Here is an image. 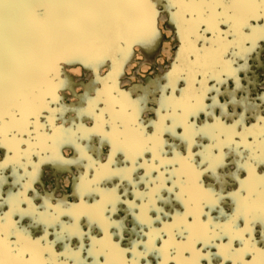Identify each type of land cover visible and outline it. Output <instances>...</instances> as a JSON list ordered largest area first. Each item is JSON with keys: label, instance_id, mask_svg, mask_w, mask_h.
I'll list each match as a JSON object with an SVG mask.
<instances>
[{"label": "snow or ice", "instance_id": "6c2138e0", "mask_svg": "<svg viewBox=\"0 0 264 264\" xmlns=\"http://www.w3.org/2000/svg\"><path fill=\"white\" fill-rule=\"evenodd\" d=\"M164 11L173 60L133 96L124 68L159 37L158 0H0V264H264V91L241 80L264 0ZM74 62L95 75L69 107ZM49 164L77 169L71 199L36 190Z\"/></svg>", "mask_w": 264, "mask_h": 264}, {"label": "rangeland", "instance_id": "374dc122", "mask_svg": "<svg viewBox=\"0 0 264 264\" xmlns=\"http://www.w3.org/2000/svg\"><path fill=\"white\" fill-rule=\"evenodd\" d=\"M160 4V18L158 23V30L161 36V47L153 53L150 60L144 62L142 55L137 53L133 60H131V68L128 70V64L124 68V76L121 80V87L124 90H131L133 96L138 95L139 88L151 84L155 80H159L164 73L169 70V65L171 64L174 56V52L177 47V39L175 37V31L168 28V16L164 11V0L158 1ZM155 41L151 44V47L155 48ZM144 62V63H143ZM251 68L248 73H241V80L245 87L248 86V81L253 82L252 87L255 92L264 91V47L255 53L250 61ZM108 69H105V75ZM77 78L83 81L85 84L89 82V77L85 72H79ZM78 95H82L83 88L80 86L77 88ZM75 102V98H66V101ZM148 115L145 116V119ZM65 158H68L74 153L71 151L69 153L63 154ZM77 171L76 168H71V172L67 174H60L57 172H52L50 170H43L40 178V182L36 186V190L41 193V195L54 194L55 198L61 196H67L71 199L72 192V178L73 173Z\"/></svg>", "mask_w": 264, "mask_h": 264}, {"label": "bare ground", "instance_id": "6f19581e", "mask_svg": "<svg viewBox=\"0 0 264 264\" xmlns=\"http://www.w3.org/2000/svg\"><path fill=\"white\" fill-rule=\"evenodd\" d=\"M160 1V0H158ZM161 19V22L163 21L162 18ZM168 28L174 30V25H172L170 22L168 23ZM161 36L159 34V37L155 40V48L151 47V45L147 46V47H144V46H139L137 45L136 47H134L132 49V55H131V58L129 59V61L127 62L128 66V70H130L131 68V60L134 59V57L136 56L137 53H140L142 55L143 60L144 62L147 61V60H150L153 56V53L161 47L162 45V42H161ZM262 49V48H261ZM143 62V63H144ZM60 68H61V72H62V76H61V79L63 80H66L67 81V87L66 88H63L60 92H59V95L61 96L62 98V102L64 105L66 106H76V105H79L80 101H79V96L78 93H77V88L78 87H82L83 88V93L87 90L90 89L91 87V82L94 78V71L91 69V68H86L85 66H83L81 63H62L60 65ZM105 69H108V66L106 65L105 67H102L100 69V75L101 76H104L105 75V72L104 70ZM79 72H85L88 77H89V82L87 84H85L83 81H81L80 79L77 78V74ZM124 76V74H123ZM98 86V85H97ZM82 93V94H83ZM75 98V102H72V100H70L69 102L66 101V98ZM65 120H72V119H75L76 118V113L74 112H68L66 115H65ZM77 122L79 123L80 121L77 120ZM86 125L90 126L91 122L87 119H85L83 121ZM72 150L69 149V148H65L62 152V155L64 153H69L71 152ZM73 152V151H72ZM74 153V152H73ZM64 156V155H63ZM50 170V171H54V172H57V173H60L62 175L64 174H67V173H70L71 172V168H63V167H59V166H53V165H45L43 168H42V171L43 170Z\"/></svg>", "mask_w": 264, "mask_h": 264}]
</instances>
